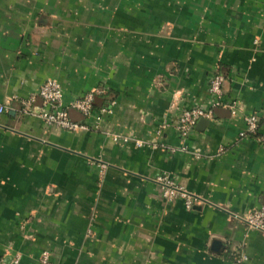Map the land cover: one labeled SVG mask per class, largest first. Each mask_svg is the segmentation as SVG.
<instances>
[{"label": "crops", "instance_id": "obj_1", "mask_svg": "<svg viewBox=\"0 0 264 264\" xmlns=\"http://www.w3.org/2000/svg\"><path fill=\"white\" fill-rule=\"evenodd\" d=\"M217 70L230 107L181 139ZM50 78L65 104L106 88L99 130L21 112ZM0 104V264H264V232L240 219L264 205V144L240 136L249 114L264 132V0H0ZM160 173L205 202H167Z\"/></svg>", "mask_w": 264, "mask_h": 264}, {"label": "built area", "instance_id": "obj_2", "mask_svg": "<svg viewBox=\"0 0 264 264\" xmlns=\"http://www.w3.org/2000/svg\"><path fill=\"white\" fill-rule=\"evenodd\" d=\"M225 82V74L217 70L210 80L209 91L213 96L212 105L208 108L196 106L190 109H185L176 124L178 135L181 139L186 140L197 122L201 119H211L214 116V109L217 107H230L229 103L223 100ZM107 92L105 87L96 86L84 94L82 97L75 99L69 104H65L63 88L56 79H47L41 84L38 92L27 98H22L21 112L24 114L35 115L44 120L49 125H54L59 128L77 131V130H99L102 113L109 112L108 107L96 109L95 102L98 96L104 95ZM38 98L42 101V107L39 112H36ZM231 108H234L232 105ZM76 110L87 120L94 117L95 123L79 122L73 120L70 116V111ZM6 111V107L0 104V113ZM262 117L256 114L245 116L246 128L240 133L242 137H254L257 141L264 144V132H260ZM114 142L127 144L134 142L136 146H148L147 141L135 139L126 134H112ZM154 147H156L154 145ZM155 182L161 189L162 196L167 202H172L177 199L183 200L185 207L188 210L196 208L205 202L201 196L187 190L183 185L178 183L170 175L166 173L157 174ZM240 219L250 228L264 232V205L253 209L246 216H240ZM20 261L19 256L14 259L15 263ZM248 255L246 252H237L234 255V264H246ZM38 264H61L54 262L52 254L48 250H43L38 258Z\"/></svg>", "mask_w": 264, "mask_h": 264}, {"label": "water", "instance_id": "obj_3", "mask_svg": "<svg viewBox=\"0 0 264 264\" xmlns=\"http://www.w3.org/2000/svg\"><path fill=\"white\" fill-rule=\"evenodd\" d=\"M201 120H203V119H201Z\"/></svg>", "mask_w": 264, "mask_h": 264}]
</instances>
